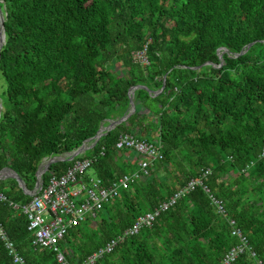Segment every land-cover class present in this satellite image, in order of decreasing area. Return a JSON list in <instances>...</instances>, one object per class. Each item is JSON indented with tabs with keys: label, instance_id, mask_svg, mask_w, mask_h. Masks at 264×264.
Here are the masks:
<instances>
[{
	"label": "trees",
	"instance_id": "1",
	"mask_svg": "<svg viewBox=\"0 0 264 264\" xmlns=\"http://www.w3.org/2000/svg\"><path fill=\"white\" fill-rule=\"evenodd\" d=\"M0 7V170L31 190L44 157L75 150L123 116L137 85L145 90L133 91L134 112L88 151V172L107 185L134 170L114 148L120 133L160 145L149 175L58 241L65 264L83 261L204 169L202 186L225 216L196 186L94 264H220L235 244L228 220L254 252L231 264H264V0H0ZM147 40L142 67L130 54ZM69 165L55 162L48 172ZM0 193L29 201L11 178L0 181ZM0 223L25 264H59L31 246L24 216L8 202H0ZM0 264H12L1 243Z\"/></svg>",
	"mask_w": 264,
	"mask_h": 264
},
{
	"label": "built area",
	"instance_id": "2",
	"mask_svg": "<svg viewBox=\"0 0 264 264\" xmlns=\"http://www.w3.org/2000/svg\"><path fill=\"white\" fill-rule=\"evenodd\" d=\"M148 42L149 40L143 43L138 50L130 54L132 61L142 67L148 65L146 58V45ZM105 133L106 131H104ZM93 145L91 142H88L84 146L85 151H89ZM114 148L118 153H122L124 162L134 165V170L117 176L115 180L107 185H102L95 176H89L88 170L93 158L87 156L76 159L77 156L71 157L69 152L59 156L44 157L40 161L34 174L35 182L33 188L31 190H27L25 186L24 190L19 188L23 195L29 197L28 202L23 204L12 203L7 201L0 193V202H8V206L11 209L16 210L24 216L26 231L31 236L30 244L32 247L53 252L56 262L65 264L63 252L57 244L63 238L66 231L71 227L84 223L86 220L90 219L94 221L103 207L117 197L120 190L127 189L134 181L136 182L149 175L150 171L153 170L154 163L161 160L160 145L155 138L145 140L138 139L128 133H120L114 144ZM258 155L259 158L264 157V147L261 148ZM61 161L70 163L61 174L57 175L53 172H48L50 164ZM47 162H49V165L45 168L44 164ZM208 175V169L201 170L197 179L189 180L183 187L168 197L165 202L160 203L152 211L138 216L119 235L109 239L102 247L92 252L77 264H94L104 254L111 253L125 238L136 235L142 228L150 227L160 212L173 206L176 201L196 186H200L201 190L207 194L209 204L212 205L214 212L218 216H225L222 203L212 197L208 193V190L202 186V181ZM43 176L45 177L43 178ZM228 225L229 235L234 238L235 244L224 252L220 258V264H231L238 256L244 253L254 258V252L250 249L246 236L235 226L233 220H228ZM0 243L12 264H25L23 259L18 255L13 242L8 238L1 223ZM254 264L261 263L255 260Z\"/></svg>",
	"mask_w": 264,
	"mask_h": 264
},
{
	"label": "water",
	"instance_id": "3",
	"mask_svg": "<svg viewBox=\"0 0 264 264\" xmlns=\"http://www.w3.org/2000/svg\"><path fill=\"white\" fill-rule=\"evenodd\" d=\"M4 16H5V14L3 12V8L0 7V49L3 46V44H4V34H3V26H2L3 21H4ZM250 45L251 44H249L246 47H244L239 54L244 53L246 51V49ZM222 52H225V49H222ZM217 58L220 61L221 60V54L218 53L217 54ZM163 79H164V77H163ZM162 87H163V82H162V85H161L160 89L157 91V93L162 90ZM136 89H143V90H145V88L143 86H141V85L133 86V87H130L128 89V108H127L126 113L123 116H121L120 118H118V119L110 120L104 126L100 125L99 128L97 129L95 135L93 137H91L90 139L85 140L79 147H77L75 150H73V151L70 152L71 157H76V156L82 154L85 151V147L84 146L88 142H91L92 144H95L96 141L102 135H104V131L111 130L114 126H116L120 122L125 121L129 117V115H131L134 112V104H133V101H132V94H133V91L136 90ZM155 94L156 93H154V95ZM48 165H49V162H47L46 164H44V167L46 168ZM7 178H11V179L15 180L18 188H20L21 190H24L25 189L22 181L20 180V178L12 170H10L9 168H2L0 170V181L3 180V179H7Z\"/></svg>",
	"mask_w": 264,
	"mask_h": 264
},
{
	"label": "rangeland",
	"instance_id": "4",
	"mask_svg": "<svg viewBox=\"0 0 264 264\" xmlns=\"http://www.w3.org/2000/svg\"><path fill=\"white\" fill-rule=\"evenodd\" d=\"M2 89H3V87L1 85V87H0V93H1ZM88 155H89V152L88 151H84L82 154H80V156H88ZM88 174H89L90 177H94V175H92L90 172ZM96 220H98V217L97 216H96Z\"/></svg>",
	"mask_w": 264,
	"mask_h": 264
},
{
	"label": "crops",
	"instance_id": "5",
	"mask_svg": "<svg viewBox=\"0 0 264 264\" xmlns=\"http://www.w3.org/2000/svg\"><path fill=\"white\" fill-rule=\"evenodd\" d=\"M102 126H104V125H102Z\"/></svg>",
	"mask_w": 264,
	"mask_h": 264
}]
</instances>
